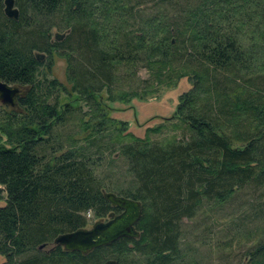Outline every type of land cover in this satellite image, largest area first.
<instances>
[{
    "label": "trees",
    "instance_id": "obj_1",
    "mask_svg": "<svg viewBox=\"0 0 264 264\" xmlns=\"http://www.w3.org/2000/svg\"><path fill=\"white\" fill-rule=\"evenodd\" d=\"M12 1L16 20L0 0V81L27 91L15 109L0 105V264H185L182 219L246 187L258 191L263 220L264 0ZM52 53L74 94L63 105L48 77ZM141 69L186 78L171 117L180 137L134 138L97 100L141 99L151 87ZM76 116L89 131L83 147L57 132ZM103 193L141 204L138 238L86 254L52 245L88 225L86 213L118 212ZM260 231L242 264H264V224Z\"/></svg>",
    "mask_w": 264,
    "mask_h": 264
},
{
    "label": "rangeland",
    "instance_id": "obj_2",
    "mask_svg": "<svg viewBox=\"0 0 264 264\" xmlns=\"http://www.w3.org/2000/svg\"><path fill=\"white\" fill-rule=\"evenodd\" d=\"M142 1L146 8H150L155 0ZM51 61L52 66L48 77L55 79L60 84L62 88L60 102L63 105L74 98L70 85L65 78L66 64L63 58L54 53L51 54ZM137 77L142 80L147 79V82L151 85L148 93L142 95L141 99H134L128 103H111L105 101L106 95L104 92L97 97V100L105 108L107 117L117 127L120 124L125 133L134 138L162 140L172 136L175 138L180 137L183 128L179 122L173 121L172 118L179 95L190 87L186 78L179 80L172 78L171 82H168L166 78L156 80L149 77V73L143 69L138 71ZM85 110L86 108L83 107L82 111ZM78 117H71L62 127L57 128V132L59 134H69L75 141L76 146L83 147V144H85L83 138L89 131L80 132ZM171 125H174L175 128H172ZM159 127L161 131L156 133L155 130ZM110 135L113 140V131H110ZM113 159L115 164L122 168L121 161L115 154ZM102 171L104 173L108 172L106 168ZM118 183L124 185L125 180L122 176L118 179ZM257 195L258 191L246 187L236 192L225 203L221 205L203 203L193 218L182 219L179 225V247L183 253L182 263H245L244 253L256 240L262 237L260 230L263 228L264 217L262 220L256 211L261 201ZM85 217L88 225L96 220L90 213H86ZM49 247L50 245H46L45 249ZM2 260L3 257L0 255V262Z\"/></svg>",
    "mask_w": 264,
    "mask_h": 264
},
{
    "label": "water",
    "instance_id": "obj_3",
    "mask_svg": "<svg viewBox=\"0 0 264 264\" xmlns=\"http://www.w3.org/2000/svg\"><path fill=\"white\" fill-rule=\"evenodd\" d=\"M3 14L8 19H17L18 13L13 7L12 0H3ZM26 91L25 87L7 85L0 81V105L15 109L17 99L24 96ZM102 195L112 208L118 209V212L107 215L105 218L96 219L85 227L58 234L53 238L52 245H58L65 251L86 254L122 237L138 238L139 232L135 229V224L141 216V204L113 193H103ZM101 264H115V262L108 259Z\"/></svg>",
    "mask_w": 264,
    "mask_h": 264
}]
</instances>
